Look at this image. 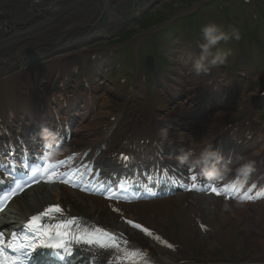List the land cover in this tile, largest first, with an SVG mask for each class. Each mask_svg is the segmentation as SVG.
I'll return each mask as SVG.
<instances>
[{
  "label": "bare ground",
  "instance_id": "1",
  "mask_svg": "<svg viewBox=\"0 0 264 264\" xmlns=\"http://www.w3.org/2000/svg\"><path fill=\"white\" fill-rule=\"evenodd\" d=\"M115 1L119 0H0V55L10 51L6 55L7 59L0 58L1 118L16 121L19 119L18 117H24L25 111L18 108L24 100H28L19 92L21 88L19 84L26 71L22 70L15 75H10V69L3 67L5 62L15 55L22 54L24 50H33L31 53H47L50 51L57 55L65 49L67 43L71 44L76 40H86L89 34L93 35L94 30L96 32L95 28L100 24V19L104 14L113 15L114 21L121 20L115 14L113 5ZM160 1L158 0V2ZM51 13L56 15L45 16L35 25L23 24L24 22L30 23L29 20L39 19L41 15H51ZM19 25L21 26L18 27ZM62 38H64L65 44L53 43L55 39ZM27 44H32V46ZM25 46L32 49H24ZM12 52L14 54H11ZM13 61L14 59L8 62ZM23 65L22 61L16 66L20 68ZM135 84L136 88L142 92L146 89L141 77L136 79ZM112 93V90L107 86H98L95 93H93L95 94V102L98 105L93 104L92 108L96 105L101 117L90 116L92 108L88 111L89 102L80 105V107L87 105L82 114L84 118L88 119V122L79 130L82 135L81 140L91 137L89 143H93L99 139V135L105 130V127L100 128L99 121L115 116L118 119L116 127L114 124H110L109 127L113 128L109 131L110 139L108 143L110 150L128 148V146L133 145V139L139 140L144 136L156 135L160 138L158 133L164 128L169 130L175 144L186 139L205 142L213 134L215 136L216 133L224 129L223 118H230L238 113L237 106L236 108L234 105H228L222 111L204 118L197 124L196 129L194 128L189 134H185L178 133L177 126L171 124L178 122L181 114L187 113V110L182 109L180 106L177 109L167 107L165 113L162 114V119L159 120L151 114L144 117L143 113L137 111L136 107L129 116L127 123L125 122L130 130H123L121 129L123 125L119 123V119L124 120L126 114L124 110H127L128 102H136L139 96L137 93V95L133 93L130 100L127 98L114 101ZM146 97L149 100L151 99L149 96ZM167 117L169 118L167 119ZM180 137H183V139ZM139 145H142L145 150L148 148L145 143ZM151 146H154V142L151 143ZM181 197L182 195H176L170 199L144 204L137 207L135 211L144 210L148 212L150 214L149 221L153 226H158V220L168 218L171 230L178 232L183 244L187 245L190 240H193L194 245L198 247L196 258L201 261V264H210V261L217 260L212 253L215 248H227L230 245L237 250L240 258H236V261L233 262L228 256L223 257L221 260L224 262L220 261L218 264L264 263V209L262 207L259 205L242 206L235 204L220 206L218 201L213 198L199 196L193 210L196 209L212 228V233L205 235L198 231L192 221L188 219L181 220L177 216L176 206L181 203ZM51 202L70 204L79 214L84 216L96 215L99 219L107 222L112 221L110 215H107L102 207L99 208L97 203L88 202L85 197L82 200L72 199L71 196L67 195L65 189L58 185H37L26 190L22 195L15 198L6 213L24 217ZM130 238L146 245V240L137 233H131ZM243 253L246 255L244 259L249 258L251 260L247 259L249 260L247 261L241 258Z\"/></svg>",
  "mask_w": 264,
  "mask_h": 264
},
{
  "label": "snow or ice",
  "instance_id": "2",
  "mask_svg": "<svg viewBox=\"0 0 264 264\" xmlns=\"http://www.w3.org/2000/svg\"><path fill=\"white\" fill-rule=\"evenodd\" d=\"M123 159L128 160L127 157ZM64 163L59 161L57 164H51L41 160L39 166L33 167L32 177L35 179L37 175H46L49 179H59L56 168ZM192 180L195 181L196 176L193 175ZM191 188L200 190L195 183ZM211 190L217 195L220 194L215 187ZM127 223L142 229L148 236L153 235L148 228L139 223H134L132 220H128ZM24 227L32 235L13 232L10 238L5 239L4 233L0 232V264H54L47 253L38 251L40 249H53L52 255L56 260L66 264V257L71 255L74 245L79 246L82 251L98 254L91 258L92 264H95V260L100 255L111 257L109 264H147L146 253L130 247L122 235L84 225L75 217L66 218L59 205L49 206L32 216ZM58 249L63 250V253L55 251Z\"/></svg>",
  "mask_w": 264,
  "mask_h": 264
},
{
  "label": "rangeland",
  "instance_id": "3",
  "mask_svg": "<svg viewBox=\"0 0 264 264\" xmlns=\"http://www.w3.org/2000/svg\"><path fill=\"white\" fill-rule=\"evenodd\" d=\"M200 1H202V0H161L159 3H156L153 8H150V11H147L145 13V15L148 14V15H146L145 18H143V16L141 17V19L143 18V20L140 23H138V24L134 23V25L132 24L134 26L133 28H131L132 25H130V23H129L131 18H133L132 17L133 13H131L132 12L131 8H127V6H125L124 4H121L117 13L122 14L124 20L127 21V24L126 25H125V23L119 24L120 22H118L117 26H119V27H117L116 25H113L111 28L108 29V33L111 35L104 40L98 41L95 46L99 50L105 49V48H115L116 49L120 46H123L120 43L128 42L131 38L139 39V36L142 37L143 34H145V31H148L155 24L160 23L162 17H165V15H173L176 12H180L181 9L188 8V6L190 7V6L194 5V3L200 2ZM255 1H257V2L260 1V3L258 2V4H257L260 17L254 19L253 18V12L246 11V8H244L243 6L241 8V5H240L237 7V10H241L240 13L238 12L239 18L236 19L238 25H237V27H235V26H233L234 22H232L233 24L230 26V28H236L239 31V33L242 35V34H244L242 31V26L244 25L246 27V29L249 28L250 33L252 35H254L256 37V39L263 38V40H264V35H261V33L259 32V31L264 32V23H263V21H264V0H255ZM250 10H251V7H250ZM46 15H50V14H46ZM51 15H55V14L51 13ZM229 21H230V19H227V22H229ZM29 22L34 23V20H29ZM24 23L28 24L27 22H24ZM103 24L106 25L107 22H104ZM20 26L21 25H19L18 27H20ZM105 30L107 31V29H105ZM115 30H117V31L115 33H113ZM257 31H258V34H257ZM241 35H240V37H241ZM117 39H120V40H117ZM242 39L243 38H241L240 40H242ZM134 52L135 51L132 49H130V51L127 49L125 51L124 50L119 51L118 54L109 53L114 58L111 72H112V74L114 73L115 77L112 80V83L107 82L106 85L109 87H114V86L119 85L118 90L117 91L115 90V93L113 94L114 101H117V99L122 100L124 97H130L131 98L132 90H130L129 88L131 87V85L134 84V81H135V75L133 74V71H132L133 68L131 67V65H133ZM76 57H78V56H76ZM146 68H147V70L150 69V71H149L150 73L148 72V75H156L157 76V73L153 72L154 68H148V64H146ZM49 69H50V67H48L47 70H49ZM43 72H44V74H48L45 70ZM263 83H264V67H263L262 71H260V73H258L257 75L254 76L250 85L249 86L247 85L248 86L246 89L247 92H246V94H244V98L249 99L251 96L250 92L253 90H254L253 93L259 91L261 89V86L263 85ZM128 100H129V98H128ZM237 102H239V99ZM133 108H134V102L129 101L128 105H127V109L133 110ZM241 115L242 114H240V115L235 114L234 116L227 118L226 120H228V121H226V120L225 121L230 122V120H234V119L240 117ZM105 124H107V123L104 122V125ZM215 250H216L215 251L216 254L224 253L223 248H216Z\"/></svg>",
  "mask_w": 264,
  "mask_h": 264
},
{
  "label": "clouds",
  "instance_id": "4",
  "mask_svg": "<svg viewBox=\"0 0 264 264\" xmlns=\"http://www.w3.org/2000/svg\"><path fill=\"white\" fill-rule=\"evenodd\" d=\"M201 42L198 44L200 54L193 61L191 71L195 75H208L211 70L226 62V55L216 46L221 41L228 42L230 39L239 40L240 33L236 28L226 30L224 26L209 22L201 28ZM215 49V51H214ZM42 138L46 143L52 144L57 138V134L47 128H42ZM162 142H172V137L168 129H161L158 133ZM183 139V137H180ZM191 147L188 150H182L180 159L187 161L191 167L199 171L209 179L219 180L226 178L235 172L241 178L248 176L254 168V160L237 155L235 158H225L222 153L213 148L211 143L189 141ZM196 147L200 148L198 154L194 153ZM238 183L242 184L243 181Z\"/></svg>",
  "mask_w": 264,
  "mask_h": 264
}]
</instances>
